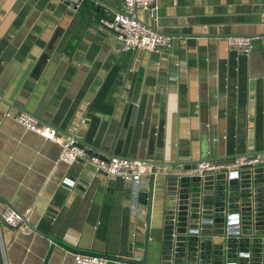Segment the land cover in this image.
I'll use <instances>...</instances> for the list:
<instances>
[{
	"label": "crops",
	"instance_id": "crops-1",
	"mask_svg": "<svg viewBox=\"0 0 264 264\" xmlns=\"http://www.w3.org/2000/svg\"><path fill=\"white\" fill-rule=\"evenodd\" d=\"M65 1L0 0V213L10 206L27 216L24 228L0 226L3 256L7 264H75V252L52 251L51 234L78 251L140 260L149 216L139 189L151 175L137 187L84 160L67 164L59 141L14 117L28 113L110 157L261 154L264 0H157L154 25L176 40L141 54L122 51L101 23L107 9L123 11L120 0H85L79 9ZM234 36L251 38L249 51L231 46ZM165 171L156 166V187ZM159 196L150 264H160Z\"/></svg>",
	"mask_w": 264,
	"mask_h": 264
},
{
	"label": "water",
	"instance_id": "water-1",
	"mask_svg": "<svg viewBox=\"0 0 264 264\" xmlns=\"http://www.w3.org/2000/svg\"><path fill=\"white\" fill-rule=\"evenodd\" d=\"M65 2L76 8L73 3ZM236 48L246 50L248 47ZM142 52L143 50H140V54ZM78 146L85 148L92 155L105 159L110 157L99 153L98 148L90 145L85 147L79 142ZM236 157L200 156L199 159L191 161H181L180 157L176 161L167 160L165 155L162 161L138 157V160L155 168L159 165L166 169L160 186L156 187L155 169L149 185L139 189L140 200L148 205L149 216L145 225L147 241L142 259H125L109 252L94 250L78 251L65 241L45 234L54 243L52 251L55 245H59L75 253L150 264L149 238L154 195L157 190L163 203V218L158 227L160 247L157 253L160 264H264V165L246 166L239 170L215 174L193 172L200 162H224ZM88 168L97 172L95 166L90 163ZM67 182L74 183L71 180ZM81 182L85 184L82 179ZM1 225L10 226L4 219H0ZM0 264H7L2 252L1 237Z\"/></svg>",
	"mask_w": 264,
	"mask_h": 264
},
{
	"label": "built area",
	"instance_id": "built-area-1",
	"mask_svg": "<svg viewBox=\"0 0 264 264\" xmlns=\"http://www.w3.org/2000/svg\"><path fill=\"white\" fill-rule=\"evenodd\" d=\"M73 3L76 9L82 6L85 0H66ZM124 6L123 11L108 10L101 19V23L116 33L117 40L121 43L122 51L146 50L160 52L173 47L176 38L163 33L154 25L157 19V0H120ZM264 38V36H261ZM251 38L234 36L228 38L231 46L248 47ZM246 48V51L249 49ZM15 120L27 129L41 135L47 140L59 141L62 146L61 160L67 164H73L84 160L95 166L97 172H104L110 177H121L125 181L132 182L141 187L146 183V177L155 173V167L144 161L128 157L111 156L108 159L90 154L85 148L78 146L75 136L64 138L59 135L55 127L39 124L28 113H20ZM264 165V153L249 156L243 155L230 161H203L197 165L194 173L204 172L218 173L222 171L239 170L246 166ZM0 219L6 220L14 227L24 228L27 224V216L7 206ZM75 264H138L127 260L111 259L104 256L87 253H74Z\"/></svg>",
	"mask_w": 264,
	"mask_h": 264
}]
</instances>
